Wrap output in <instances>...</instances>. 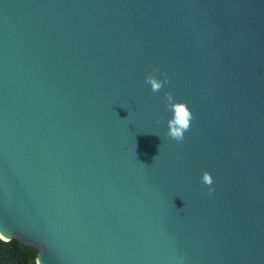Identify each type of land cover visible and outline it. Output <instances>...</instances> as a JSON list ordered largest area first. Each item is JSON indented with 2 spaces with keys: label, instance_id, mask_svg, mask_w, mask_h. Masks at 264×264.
<instances>
[{
  "label": "water",
  "instance_id": "95a60500",
  "mask_svg": "<svg viewBox=\"0 0 264 264\" xmlns=\"http://www.w3.org/2000/svg\"><path fill=\"white\" fill-rule=\"evenodd\" d=\"M0 238L38 264H264V0H0Z\"/></svg>",
  "mask_w": 264,
  "mask_h": 264
},
{
  "label": "clouds",
  "instance_id": "9594fccd",
  "mask_svg": "<svg viewBox=\"0 0 264 264\" xmlns=\"http://www.w3.org/2000/svg\"><path fill=\"white\" fill-rule=\"evenodd\" d=\"M164 78L160 79L154 74H149L145 77V83L150 85L153 93H158L164 88L165 84L169 83L167 73L161 74ZM166 107L172 113V117L168 120V130L166 136L177 143L182 142L185 138V133L190 129L194 118L193 112L187 102L176 101L171 92L165 94ZM203 184L209 186V193L214 189L211 185L214 183L211 173L205 171L202 175ZM183 258H181L182 264Z\"/></svg>",
  "mask_w": 264,
  "mask_h": 264
},
{
  "label": "trees",
  "instance_id": "16d2710c",
  "mask_svg": "<svg viewBox=\"0 0 264 264\" xmlns=\"http://www.w3.org/2000/svg\"><path fill=\"white\" fill-rule=\"evenodd\" d=\"M39 249L23 244L19 239L0 238V264H38Z\"/></svg>",
  "mask_w": 264,
  "mask_h": 264
}]
</instances>
